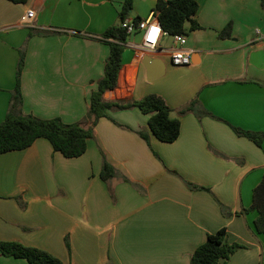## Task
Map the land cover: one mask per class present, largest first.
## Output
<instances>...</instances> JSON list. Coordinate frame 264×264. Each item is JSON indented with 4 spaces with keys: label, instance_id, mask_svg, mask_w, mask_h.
Instances as JSON below:
<instances>
[{
    "label": "crops",
    "instance_id": "1",
    "mask_svg": "<svg viewBox=\"0 0 264 264\" xmlns=\"http://www.w3.org/2000/svg\"><path fill=\"white\" fill-rule=\"evenodd\" d=\"M195 1L200 28L185 34L190 64H172L170 36L145 51L133 32L117 85L103 94L118 102L162 96L180 122L168 143L150 133L148 115L136 107L108 110L94 125L86 116L110 50L102 34L119 25L123 0H0V123L24 50L21 113L94 130L74 158L45 138L0 153V240L64 264H189L207 235L225 228L227 240L242 246L218 264H264L258 213L244 212L264 175V8L260 0ZM156 2L133 0L127 18H146ZM28 10L34 15L24 23ZM229 23L231 36L219 37ZM194 99L205 113H182ZM234 127L261 132L262 145ZM103 158L115 168L107 181ZM0 264L29 263L0 254Z\"/></svg>",
    "mask_w": 264,
    "mask_h": 264
},
{
    "label": "trees",
    "instance_id": "2",
    "mask_svg": "<svg viewBox=\"0 0 264 264\" xmlns=\"http://www.w3.org/2000/svg\"><path fill=\"white\" fill-rule=\"evenodd\" d=\"M13 3H26L27 0H9ZM264 8V0H260ZM133 0H123L119 12V25L109 27L102 37L108 43L110 50L105 62L104 75L97 81V87L92 91L89 99L87 118L92 119V125L99 118L106 116L111 109L138 108L148 115V130L162 142H173L179 136L180 122L171 118L172 109L164 98L157 94H148L144 97L128 102L108 101L103 97L106 91L112 90L117 85L118 73L122 65L123 44L126 41V29L120 26L121 21L127 18L132 10ZM198 3L195 0H157L154 10L157 12L161 27L170 35L186 34L189 30L200 28L193 19L197 12ZM135 21L139 18H133ZM189 22V27L186 23ZM231 23L219 32V37L231 36ZM34 33L31 31L30 35ZM44 34V33H43ZM24 50L20 51L15 73V86L9 112L0 123V153L11 150L24 149L38 138L47 139L53 150L60 152L64 157L74 158L82 155L88 140L94 137L93 127L85 128L79 123H65L60 118L43 119L32 114H23L20 111L22 103L21 74L24 66ZM182 113L189 111L201 112L196 107V99L181 109ZM238 135L245 136L256 145L261 146L263 134L261 132L245 131L234 127ZM139 134L148 140V133ZM115 175V168L103 158L100 177L107 181ZM257 211L254 227L258 233L264 234V175L259 184L253 189L252 204L244 212ZM68 246V239L66 238ZM242 245L227 240L226 229L221 228L216 233L207 235L204 243L198 246L190 257L189 264H218L221 260L228 259ZM0 254L16 258H23L29 264H64L58 257L36 247L23 245L16 241L0 240Z\"/></svg>",
    "mask_w": 264,
    "mask_h": 264
},
{
    "label": "built area",
    "instance_id": "3",
    "mask_svg": "<svg viewBox=\"0 0 264 264\" xmlns=\"http://www.w3.org/2000/svg\"><path fill=\"white\" fill-rule=\"evenodd\" d=\"M34 11L28 10L23 16V22L29 23L33 18ZM120 26L126 29L127 34L133 32L141 33V43L138 48L145 51H152L157 48L162 37L170 36L175 44L167 52L170 55L171 62L175 66H185L190 64V51L186 48L187 37L185 34L170 35L165 31L158 20L157 12L152 11L146 18L135 21L133 18H125ZM259 30H257L258 32Z\"/></svg>",
    "mask_w": 264,
    "mask_h": 264
},
{
    "label": "rangeland",
    "instance_id": "4",
    "mask_svg": "<svg viewBox=\"0 0 264 264\" xmlns=\"http://www.w3.org/2000/svg\"><path fill=\"white\" fill-rule=\"evenodd\" d=\"M134 14V13H133Z\"/></svg>",
    "mask_w": 264,
    "mask_h": 264
}]
</instances>
